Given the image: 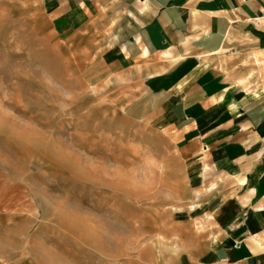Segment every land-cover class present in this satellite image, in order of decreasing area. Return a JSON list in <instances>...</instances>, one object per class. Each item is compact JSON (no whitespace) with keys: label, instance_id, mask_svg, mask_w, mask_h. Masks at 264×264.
Here are the masks:
<instances>
[{"label":"rangeland","instance_id":"1","mask_svg":"<svg viewBox=\"0 0 264 264\" xmlns=\"http://www.w3.org/2000/svg\"><path fill=\"white\" fill-rule=\"evenodd\" d=\"M55 8L0 0V264H203L225 190L150 119L136 78L82 82L97 53Z\"/></svg>","mask_w":264,"mask_h":264},{"label":"crops","instance_id":"2","mask_svg":"<svg viewBox=\"0 0 264 264\" xmlns=\"http://www.w3.org/2000/svg\"><path fill=\"white\" fill-rule=\"evenodd\" d=\"M53 1L97 53L82 82L136 78L150 119L225 190L202 263L264 264V0Z\"/></svg>","mask_w":264,"mask_h":264}]
</instances>
